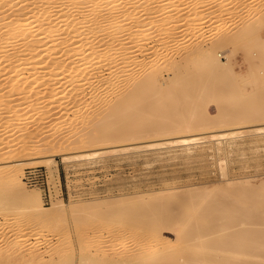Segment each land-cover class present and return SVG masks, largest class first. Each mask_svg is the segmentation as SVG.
I'll use <instances>...</instances> for the list:
<instances>
[{
    "label": "rangeland",
    "instance_id": "374dc122",
    "mask_svg": "<svg viewBox=\"0 0 264 264\" xmlns=\"http://www.w3.org/2000/svg\"><path fill=\"white\" fill-rule=\"evenodd\" d=\"M206 1L180 0L183 3L178 2V6H176L179 7L180 5L179 9H182L180 10L182 13H179L180 11L175 12L174 7V10L172 9L170 4L173 6L176 4L172 3V0L167 3L168 6L167 4L164 5L166 8H170L166 9L169 13L165 18L171 16L172 18L169 19L178 18L179 21L182 19L184 26L186 25L185 27L181 26L183 23L173 25V30H170L172 33L166 39H169V43H167L172 46L171 48L168 46L167 49L159 45L152 48V51L140 52L146 46L145 42L153 41L159 36V30L156 29V22H154L159 19L157 17L158 11L156 15L154 14L149 18L151 23L144 22L142 12L138 13L140 17L135 16L133 19L127 18L122 21L123 26L128 25L130 22L133 23L135 19L141 21L143 24L139 27L145 31L139 29L138 34H132V38V35L128 37L126 27H123L120 30L122 32H119L125 45H128V43L131 45L132 43L136 48L133 49V46H131L130 52L131 54L135 52L138 55L136 56L137 60L133 65H128L131 67L129 68L131 72L133 70V74L136 73L135 76L132 74L135 80L142 77L151 67H161L163 64L158 84L166 92L169 89L175 91L178 84L172 82L171 72L164 70V68L166 69L164 64L172 60L169 57L173 58V56L176 57L178 54H182L194 44L208 46L216 42L220 36H229L230 34V37H232V33L234 34L237 30H240L245 23H252L253 25L254 22L253 26H256V22L250 20L251 15L248 14L250 15L248 17L246 13L255 12L260 7L264 11V0H234L233 4L229 3L228 0H215L212 3ZM244 1H250L251 4L249 2L246 5L251 6L241 7L240 3ZM155 2V5L152 2L151 6L154 5L152 7L159 9L162 2ZM219 7L223 10V12H220L222 14L210 17L208 13L213 8L216 10ZM224 7H227L226 11ZM132 8L134 9V7H130L129 10L132 11ZM135 8V10H138L141 7ZM246 18L249 19L246 20ZM196 20H200L201 24L197 25ZM257 25L258 28L260 24ZM262 25L259 29L256 28L258 31L255 30V34L254 32L252 34L245 33L249 35L248 37L246 35L247 39L242 35L239 37L241 39L238 38L237 40L238 36L236 37V34L239 32L237 31L234 34L235 42L232 41L230 45L229 43L222 45L224 48L222 46L216 48V50L219 49L217 54L219 62L222 66H224L223 64L226 65L224 68L220 66V70L217 71L225 72L228 83L231 82L229 79L236 77L234 80H236L235 82L238 81L237 86L239 84L241 88L248 90L249 84H247L245 74L249 70L248 64H252L250 62L257 63L258 61L259 63L257 48L253 43L258 37L257 34H259L258 38L264 39V24ZM178 26L186 28L187 31H184V28V30L178 31L181 30ZM149 29L152 30L151 34L148 31ZM181 32L186 34L183 33L182 35ZM122 33L130 39L123 37ZM253 34L256 37L255 39L254 37L252 39ZM136 35H138L137 38ZM154 36L155 38H153ZM242 37H244V40ZM248 39L250 41L252 39L253 42L247 41ZM128 40L129 42L126 44ZM136 40L139 43H135ZM141 40H143L142 43ZM141 45L142 47H139ZM138 47L141 49H138ZM135 50H138L137 53ZM190 57L192 58V56ZM190 57H185L187 61L182 57L183 60L182 58V61L180 60L183 63L182 65H186L187 71L190 68L189 71L191 72L199 71L197 65L201 61L200 58L193 56V59H191ZM226 58L228 61H226ZM144 61L146 64H144ZM123 63L119 64L122 65ZM227 66H229L230 71ZM260 67L258 64V68L261 69L260 74H262L264 71ZM229 74L232 77H229ZM123 80L125 84L127 83L126 79H121L120 91L126 89ZM170 85L175 87L171 88ZM121 86L124 88L122 89ZM150 91L152 94H150ZM150 91L147 90L141 96L142 99H136L135 104L137 107L131 112L144 108L152 100V103L148 104L156 108L157 115L154 114V109L148 106V110L153 111L150 110L151 113L149 112L151 116L148 119V124L153 126L162 119L158 112L166 108L168 102L167 99L162 100V102L161 99L159 100L160 94H156L152 89ZM179 91L177 93H180ZM184 92H182V97L177 94L179 100L176 103L178 102L179 105L177 104L174 111L172 109L175 115L180 111L179 107L182 108L181 104L185 105L189 103L188 101L192 102V99H199L196 97L197 93L195 91L196 94L192 93L193 91H186V93L194 94L193 96L196 99L191 94L184 95ZM12 95L15 94H8L5 97V102L12 103ZM213 95L208 99L201 100L209 117H213V119L217 117L216 119H218L224 110L229 109L233 112L236 110L241 116H243L242 112L246 114V111L242 108L243 105L241 106L240 103L226 101L219 92ZM151 96L152 98H150ZM38 99H43L42 95H38ZM148 99L149 101H147ZM154 99H157V101ZM58 108L56 103L52 102L38 111L30 110V112L23 113L22 119L19 121H9L7 118L10 117V112L0 106V133L3 130H9L10 132L6 135L2 133L0 137V166L14 165L19 168V176L23 181L25 192L36 195L45 210L44 213L34 215L29 209L15 208L16 203H18L17 200L15 202L8 200L10 198L8 189L0 182V192L7 193V196L4 194L6 198L3 196L6 201L2 200L7 202V209H2L0 204V264H192L195 261V264H263L261 262L263 261L262 258H249L242 245H235L237 251L232 248L233 251H231L229 250L230 245L228 247L227 244L228 249H224V243L227 241L228 234L246 224L244 227L264 229V194L260 195L264 191V133H255L252 130L244 131L221 138L218 141L199 140L184 147L174 144L157 147L138 146L125 150L102 151L73 159L63 158L62 156V154L85 152L91 149L119 146L127 143L143 144L149 140L153 141V139L180 134L184 136L195 133L206 134L212 130L223 131L239 125L247 128L259 121L253 118L252 120H242L243 117L240 118V115H237L240 119L237 120L236 117L233 123L227 125L219 123L214 127H212L213 125H210V127H207L208 125L206 127L199 126L186 132L172 131L162 134L147 132L143 133V136L140 135L138 138L132 137L131 139H123L111 133L112 135L107 141L91 142L89 140L91 131L88 130V127L93 126L95 114L92 115L90 112L91 114H86H90L89 117L71 120L69 118L70 112L62 115L60 114V108ZM237 109L242 111H237ZM148 110L145 111L148 113ZM45 111L52 114L42 119L41 116L47 114ZM145 111L144 113H146ZM130 115L124 117L125 119H118V123H128L127 126H130L131 122V125H133L135 122L132 123V121L136 120V117L128 120ZM37 116L41 117V120L35 119ZM153 122L155 123L153 124ZM37 130L43 132L36 136L32 135ZM41 141L53 144L45 151L30 148L29 151L19 155L21 152L19 147L21 148L22 145L29 146ZM39 168L43 172L44 183L41 185L26 184L23 179L24 171ZM246 179L250 184L253 183L252 186L249 184L251 188L247 185ZM235 183L237 186H235ZM248 191L251 195L246 194ZM260 191L261 193L258 194ZM61 201L64 204L63 208L56 210L55 205H58ZM166 205H172V207L169 206L172 212ZM160 208L162 209L160 210ZM131 209L138 211L139 215H143V218L146 217L145 220L143 219L144 224L141 225H147L149 221L152 223V220L153 223L157 222L155 217L153 218L154 213L152 214V210L149 211V209H153V212L160 211L157 214H161L164 219L159 221V230L155 234H150L146 230L143 231V228H141L143 226L138 225L140 220L137 221L138 219L131 217L129 211ZM113 210L114 213L117 212L111 218L112 221L103 218L106 211L108 213L113 212ZM235 217L241 219L243 223L240 225L238 222L237 224L232 222V224L229 223L224 226L226 218L227 220H233ZM146 222L147 224H145ZM184 225L192 229L196 227V231L191 229L192 231L188 232L189 229L187 230ZM122 227H130L133 231L132 236L121 237L119 230L114 231ZM262 238L264 239V236ZM28 248L32 250L30 256L26 253ZM12 252H19L16 253L19 256L9 259L8 253L13 255ZM21 253L23 255L20 256ZM2 256L5 258L4 260Z\"/></svg>",
    "mask_w": 264,
    "mask_h": 264
},
{
    "label": "bare ground",
    "instance_id": "6f19581e",
    "mask_svg": "<svg viewBox=\"0 0 264 264\" xmlns=\"http://www.w3.org/2000/svg\"><path fill=\"white\" fill-rule=\"evenodd\" d=\"M155 1H160L159 3L162 2L160 7L158 6L159 9H156V7H152L156 3ZM203 1L207 2L206 0ZM210 1L212 3V1L215 0H208V2ZM235 1L228 0V2L231 4H233ZM152 2L155 3L151 6ZM168 2H171V0H0V106H3L8 112H10V115L8 114L10 117L7 119L9 121H19L22 119L23 113L30 112V110L38 111L45 105L55 102L56 107H59L60 109H58L61 110L60 114L63 115L68 114V112H70L69 118L71 120H75L77 118L81 119V117L84 118L86 116L89 117L91 113L92 115L93 113L95 114V122L93 126L91 124L92 127H88V130L91 131V137L89 138L91 142L107 141L112 134H114L115 136H119L123 139H131L132 137L138 138L140 137V135L143 136V133L147 132H152L155 134H162L165 132L172 131L186 132L189 130L196 129L199 126L206 127V125H208L207 127H210V125H213L212 127H214V125H217L219 123L227 125L231 122L233 123L236 117L237 120L243 117L242 120H252L253 118L259 121L253 124L252 126H248L247 128L242 125H239L233 128L225 129L223 131L212 130L207 132L206 134H186L187 136L180 134L170 137H161L156 140L153 139V141L149 140L147 142H144L143 144L127 143L123 145L121 144L119 146L114 145L104 148L91 149L85 152H73L70 154H62L63 158L69 159L89 156L102 151L125 150L138 146L157 147L166 144H174L184 147L188 146L191 143H196L199 140L208 142L218 141L221 138H226L234 134L251 130L255 133H264V121H260L264 120V73L260 74L261 69L258 68L259 64V66H261L260 68H262L264 71V39L258 38L259 34H257V38L254 36V31L259 29V27L264 24V11H262L263 8L261 9L260 7L259 10H255V12L251 11L252 13H246V15H251H248V17L250 16V20H254L256 22V26H253L254 22L252 21L253 25L252 23H243L245 26L243 25L241 29L238 28L240 30L236 29L237 31H239H236V37L238 36L237 40L242 35H244L245 39H247V37L249 36L247 34H252L253 32L254 34L252 35V39L253 37L254 39L256 38L253 44H255L257 48L256 52L258 55L259 63L258 61V64L252 61L250 62L252 63L251 65L248 64L249 70L247 74H245L247 76V84H249L248 90H246L245 88L243 89V87L241 88L239 84L237 86L238 81L235 82L236 80H234L236 79V77L234 78L229 74V77H232V79H229L232 83H228V80L226 81L227 76L226 74H224L225 72L217 71L218 69L220 70V66L222 65L217 57L219 49L216 50V48L221 47L222 45H227L228 43L230 45L232 41L235 42V32L234 34L232 33V37H230V34L229 36H220L221 38L219 37L216 42L208 46L194 44L195 46L193 45L182 54H176V57L173 56V58H171L168 56L169 59L172 60L164 64V67H166V69L164 68V70H167V72L169 70V73L171 72V80L173 83H177L178 87L176 86V88L174 86L175 91H170L169 89L168 92H166L165 90H162V87H160L158 84L161 70H163V64L161 66L162 69L160 66L151 67V69L147 70L142 77L138 78L137 80L134 79V77L132 76L134 71L132 70L131 72V69H129L131 67L129 66L130 64L133 65L134 62H136L135 60H137L136 56L138 55H136L134 51V54H131L130 52L132 48H136H134L132 43L131 45L128 43L129 40L126 42V44L128 43V45H125V42L121 39L122 37L120 36L119 32H122L120 30H122L123 27H126L128 29V37L133 33L134 35L135 33L138 34L137 32L140 29L139 26H141L143 22L135 19L133 23L130 22L128 25L123 26L122 21L127 18L133 19V17L135 18V16L137 17L140 15L138 13L142 12L141 15L143 14L142 16L144 17V22L151 23V20H149V18H151L154 14L156 15V12L158 11L159 16L157 15V17L160 21H154L156 22V24L153 22L155 24L156 29L159 30V36L157 34L158 38L147 43L145 42L146 46L141 49L139 48L142 47L141 45L138 47V49H141L140 52H148L149 50L152 51V48L157 47L159 45L160 47L162 46L164 49H167L169 46V39H166L169 38L170 34L172 33V31L170 30L173 28V25H175L176 23H183L182 19V21H179L178 18L169 19L172 18L171 16L169 18H165L167 13H169L168 10L166 11V9H168L169 7L166 8L164 5H166ZM178 2L183 3L180 2V0H172V3L176 4H174L175 6L170 4L172 6V9L173 7L174 9H176L175 12L182 10L181 8L179 9L180 5L179 7H177ZM249 2L250 1H244L240 3L241 7L251 6L246 5ZM226 5L229 6L230 4ZM130 7H134V9L132 8L134 11H130ZM135 7L141 8L135 10ZM163 8H165V10H163ZM218 9H220V7L216 10H214V8L213 10L210 9L211 11L208 13L209 16L215 17L221 15L222 13L220 12H223V10H221L222 8L220 10ZM224 9L226 11L227 7H224ZM170 12L173 13V11ZM179 13H182V11H180ZM247 19L249 18H246V20ZM193 23L195 24V22ZM258 23L260 24V26L257 28ZM196 24L200 25L201 21L196 20ZM181 26H184V23ZM184 27H179L181 30L178 31H182L184 29V31H187V29ZM150 29L148 31L151 34L152 30ZM257 31L256 33H258ZM127 35L124 34L123 37H127ZM137 36L138 35H136V38ZM128 37L127 39H130ZM132 37L133 35L131 36V38ZM153 38H155V36ZM242 39L244 40V37H242ZM252 39L251 41L249 39L247 41L253 42ZM142 42L143 40H141V43ZM135 43L139 42L137 41ZM131 46L133 47L131 48ZM171 46L169 47L171 48ZM157 49L159 50V48ZM190 56H192V58ZM193 56L199 57L201 60L197 65L199 71L191 72L189 71L191 68L187 71V67H185L186 65L183 66V63H181L183 58L190 57L191 59H193ZM226 57L228 58V55ZM186 58L185 61H187ZM145 61L144 64H146ZM226 61H228V59ZM119 63H123V66ZM223 65L226 66L225 64ZM224 66L222 67L224 68ZM228 67L229 66H227V69L229 70ZM139 71H141V69H139ZM135 74L133 75L135 76ZM121 79H126L127 82L126 85L124 80L122 81L124 82L123 85L125 84L126 86V89H123L124 87L122 88L121 86V88L123 89L122 91H120L119 89ZM170 86L171 88H174L172 87V85ZM150 89L154 90L156 94H160L159 96L161 97L159 98V100L161 99V101H164L165 99H167L168 102L167 106L165 105L166 108H163L158 112V115H161L162 119L157 124H154L155 122H153V126L148 124V119L151 116L150 110L154 109V114H156V108L150 105L152 103V100H150L151 103L148 102L150 104L147 103L144 108H141L139 104V107L141 109H139L138 107L139 110L133 112L134 114L131 112L135 107H137L135 104L136 99H142L141 96H143V94L146 93L147 90L150 91ZM178 91L180 93H177ZM186 91H193L192 93H194L195 91L197 94H194H196V97H198L200 100L198 98V100L192 99V102L188 101L189 103H186L185 105L181 104L182 108L179 107L180 111L175 115L172 112V109L174 111V108L178 104V102L176 103V101L179 100V96L182 97V92H184V95H186L188 93H186ZM217 92L223 95V98L226 101H229L230 103H240L241 106L243 105L242 108L246 111V114L242 112L241 114H243V116H241L240 113L236 112V110L233 112L229 109L226 111L224 110L221 117H219L218 119H216L217 117H215V119H213V117H209V115H207L205 112V105L203 106L201 100L205 98L208 99L209 97L214 96L213 94ZM192 93H189L187 95L191 94V96H193L194 94L192 95ZM8 94H15L14 96L12 95V103L5 102V97ZM150 94H152V92ZM177 94L179 95L178 98ZM38 95H42L43 99H38ZM152 96L150 98H152ZM149 99L147 101H149ZM155 101H157V99ZM148 106L151 107L150 110H148ZM145 110H148V113ZM144 111L146 113H144ZM237 111L242 110L237 109ZM47 112L45 111V113ZM130 112L131 115L129 114ZM87 113H90L88 114L89 116L86 115ZM51 114L52 113L50 112L46 115H42L41 117L42 119H44ZM128 115H130V118L128 120H131L136 117V120L132 121V123L135 122L133 124L134 126L131 125V122L130 126H127L128 123H118V119H125L124 117ZM237 115H240V118H238ZM41 117L37 116L35 119L41 120ZM144 122H146L148 125H145L146 123ZM3 131L0 133V137L2 133L4 135L10 133L9 130H5L4 132ZM42 132L37 130L32 135L36 136L38 134H41ZM52 144L53 143L41 141L29 146L22 145L21 148L19 147V150L21 152L18 153L19 155L23 154L29 151L30 148L45 151V149L50 147ZM19 174V168L14 165L0 166V182L1 184L5 185L8 189V195L10 197L8 200L14 202L15 200H17L16 202L18 203H16L17 205H15V208L29 209L33 212L34 215L44 213L45 210L39 202V198L34 194L25 192L26 190L23 187V181L21 180ZM240 182L242 181L240 180ZM249 184L250 183L248 182V186L253 185V183H251L250 185ZM235 186H237V184ZM260 193L261 191L258 192V194ZM4 194L5 193L3 191L0 192V204L2 209H7V202H4L6 200L3 199ZM6 194L5 196H7ZM246 194L251 195L249 191L246 192ZM263 194L264 191L260 195ZM63 206L64 204L61 201L58 205H55L54 208H56L57 210L58 208H63ZM166 206L169 207L170 205ZM170 207H172V205ZM170 207L168 209L172 212V209H170ZM157 209L159 210V208ZM161 209L162 208H160V210ZM150 210H152V214L154 213L153 218L155 217V220L157 222L153 223L152 220V223L151 221L148 222L149 224H147L146 222L145 224L147 225H141L144 224V220L146 217L143 218V215H139V212L135 209H131L129 211L131 217H135V219H138L137 221L140 220V224H137L139 226H143L141 227L143 228V231L146 230L147 232L149 231L150 234H155V232L159 230V221L164 218L161 217V214H157L160 213V211L153 212V209H149V211ZM116 212L117 211H115V213ZM171 212L169 211V213ZM115 213L114 210L113 212L108 213L106 211L103 218H108L109 221H112L111 218H113V215ZM162 214L164 215L165 213ZM236 220H239V218L235 217L233 218V220H227L226 218V221L228 222L225 221L224 226L228 225L229 223L232 224V222H234V224H237L238 222L240 223V225L241 223H243L241 219L239 221ZM244 226H242V228L240 227V229L236 231L234 230L235 232L232 231L231 234H228L229 236L227 237V241L224 243V249H228L227 246L229 247L230 245L229 250L237 251V246L235 245H242L245 251L247 252L246 254L249 258H262L263 261L261 262H263L264 264V239L262 238V236H264V229L254 228L253 226V228L249 226ZM184 227H186L187 230L189 229L188 232L192 230L196 231V227H193L194 229L188 227L187 225H184ZM117 230H119V235H122L121 237H131L133 233L130 227H122L121 229H116L114 231ZM31 252L32 250H30V248H28V251H26L28 256H30ZM16 253H13V255L8 253L9 259L11 257L14 258V256H19V254ZM21 255L23 254L21 253L20 256ZM4 259L5 258L3 257V260ZM195 262L193 263L195 264Z\"/></svg>",
    "mask_w": 264,
    "mask_h": 264
},
{
    "label": "built area",
    "instance_id": "2783aa9c",
    "mask_svg": "<svg viewBox=\"0 0 264 264\" xmlns=\"http://www.w3.org/2000/svg\"><path fill=\"white\" fill-rule=\"evenodd\" d=\"M23 179L28 185H41L44 183L43 172L40 168L24 171Z\"/></svg>",
    "mask_w": 264,
    "mask_h": 264
}]
</instances>
